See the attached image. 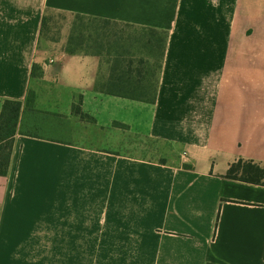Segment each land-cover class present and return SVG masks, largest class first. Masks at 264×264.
Listing matches in <instances>:
<instances>
[{
	"label": "crops",
	"instance_id": "1",
	"mask_svg": "<svg viewBox=\"0 0 264 264\" xmlns=\"http://www.w3.org/2000/svg\"><path fill=\"white\" fill-rule=\"evenodd\" d=\"M43 15L108 20L95 46L139 47L116 69L66 54L39 40ZM262 27L264 0H0V106L32 95L0 177V264H264V187L221 178L264 164V72L246 78ZM161 45L152 104L95 91L129 61L148 82Z\"/></svg>",
	"mask_w": 264,
	"mask_h": 264
},
{
	"label": "trees",
	"instance_id": "2",
	"mask_svg": "<svg viewBox=\"0 0 264 264\" xmlns=\"http://www.w3.org/2000/svg\"><path fill=\"white\" fill-rule=\"evenodd\" d=\"M61 16V15H60ZM50 21V15H43L39 25V40L43 37L42 28L47 21ZM52 21V20H51ZM82 22H97L100 25H107L110 24L108 20H99V19H91L86 18L78 15L71 16V25L73 30L77 27L80 28ZM72 29L70 35L68 36V40L64 42V46L62 47L63 53L66 54H73V53H83V54H94L98 55L101 53L100 48L96 51H88L84 50L78 52L73 50L71 47L74 45L71 39ZM45 38V37H43ZM108 39V38H107ZM45 40V39H44ZM109 40V39H108ZM50 41V40H46ZM55 42V41H52ZM110 43H107L109 46ZM136 47H139L135 45ZM83 48V47H79ZM87 49L89 47H86ZM114 50L111 49L112 54L115 55V58L110 60V63H113V68H118L119 65L115 61L118 58H122L126 56V50L120 46H113ZM110 49V48H109ZM141 49L145 51L146 57L147 54L150 55V51L148 50L147 46L144 44L141 46ZM106 54L108 50L105 51ZM163 57V46L161 45L159 49V53L156 55L158 58L157 63H153L149 65L150 70V79L148 82L142 83L145 80V77L148 75H142L141 72H136L137 67L143 66V64L138 60L136 64L132 65V62L129 61L124 67L128 69L133 66L134 70L130 71H115L113 68L110 70V74L107 76L106 80L99 83L98 81L95 84V91L102 93V94H109L115 97L129 99L137 102L148 103L152 104L155 99V91H156V74L158 73L160 61ZM146 66V65H145ZM154 71V73H153ZM30 75L40 77V70L32 65L30 70ZM137 79L135 82L134 80ZM32 95L30 92H27L25 100L23 103L14 100H4L0 106V177H5L7 173V167L9 163V158L11 155L12 145H13V138L16 133L17 121L18 117L24 108H30ZM26 106V107H24ZM71 114L79 119L80 121H84L87 123H92L93 119L88 116L87 114L81 111L79 107V103L77 105H72L71 107ZM111 126L115 128H123L121 124L113 122ZM161 163V162H160ZM183 168H188L186 165H182ZM222 179L228 181H236L245 184L255 185L264 187V164L260 162H255L249 159H242L237 158L232 163H230L224 174L221 176ZM217 207L215 210L214 220H213V230L215 228V224L217 221L218 216Z\"/></svg>",
	"mask_w": 264,
	"mask_h": 264
},
{
	"label": "rangeland",
	"instance_id": "3",
	"mask_svg": "<svg viewBox=\"0 0 264 264\" xmlns=\"http://www.w3.org/2000/svg\"><path fill=\"white\" fill-rule=\"evenodd\" d=\"M51 20L47 21L43 28H42V32H43V38L41 41L45 40H50V41H55L58 42L61 39H64L63 41H67L68 40V36L70 35L71 29H72V34H71V39L74 43V45H72V49L76 50L78 52L84 51V50H88V51H96L97 49H99L98 46H95L94 43V32H93V28L94 26H96V23H89V22H82L80 28H76L73 30V27L71 25V17H67V16H60V15H51L50 16ZM262 29L264 30V27H262ZM104 47L100 48L101 53H104L105 51L108 50V53H111V49H109V46H107V43H109L108 39L104 40ZM42 44V43H41ZM83 47V48H79V47ZM86 47H89L88 49ZM126 50V56H134L136 51V47L135 48H128L125 49ZM260 50V48H259ZM106 57V56H105ZM104 57V58H105ZM262 61H259L258 64L256 65V67L251 70V69H247L246 71V78H249L248 83L251 82L252 77L254 76L255 72H264V58H261ZM251 77V78H250ZM222 93V94H221ZM223 91L221 89V85L219 84V92L215 94V98L217 101H221L220 103L217 104V107H221L222 106V100H223ZM227 96V94H226ZM230 96V94H229ZM256 96V95H254ZM247 102V101H246ZM232 101H228V103H226L228 105V107H234V104H232ZM214 104H215V99H214ZM240 104H242L240 102ZM246 105H250L251 107H255L254 105H251L250 103H246ZM249 111L253 114V115H257V109L255 108H250Z\"/></svg>",
	"mask_w": 264,
	"mask_h": 264
}]
</instances>
